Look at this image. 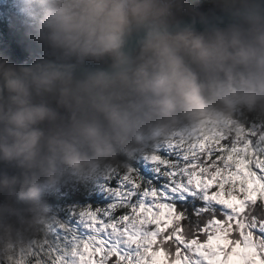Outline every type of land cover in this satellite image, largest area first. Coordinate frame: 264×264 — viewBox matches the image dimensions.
Listing matches in <instances>:
<instances>
[{"label": "clouds", "instance_id": "1", "mask_svg": "<svg viewBox=\"0 0 264 264\" xmlns=\"http://www.w3.org/2000/svg\"><path fill=\"white\" fill-rule=\"evenodd\" d=\"M31 62L0 54V264L46 197L157 145L264 129V0H11Z\"/></svg>", "mask_w": 264, "mask_h": 264}, {"label": "snow or ice", "instance_id": "2", "mask_svg": "<svg viewBox=\"0 0 264 264\" xmlns=\"http://www.w3.org/2000/svg\"><path fill=\"white\" fill-rule=\"evenodd\" d=\"M257 137H262L260 143L264 144V129L248 134L252 148L259 147ZM239 152L231 136L212 143L197 136L157 145L130 162L114 166L97 179L108 203L75 210L88 222L86 234L57 221L63 232L60 239L31 241L15 264H148L144 250L153 246V240L175 239L170 237L172 228L161 229L160 216L165 210L191 216L210 205L216 209L217 222L232 217L219 197L221 191L227 194L229 185L242 184L247 178L241 169L249 159ZM251 163L257 171L249 169L248 176L264 183V159ZM213 199L217 202L212 203ZM117 209H123L122 214L116 215ZM199 224L203 231L197 233L199 239L193 238L194 245L205 243L210 235L206 222ZM248 231L251 238L241 240L246 249L243 264H264V220L250 225ZM177 247L189 251L184 243L177 242ZM97 254L99 258L94 259ZM192 256L193 264H205L200 255L193 252Z\"/></svg>", "mask_w": 264, "mask_h": 264}, {"label": "trees", "instance_id": "3", "mask_svg": "<svg viewBox=\"0 0 264 264\" xmlns=\"http://www.w3.org/2000/svg\"><path fill=\"white\" fill-rule=\"evenodd\" d=\"M10 4L11 0H0V39L5 40L7 42L6 45L9 44L11 46L12 49L10 51L15 57L12 62H29L32 59V51L35 45L24 34L23 28L12 16ZM6 45L1 46L0 51L7 48ZM262 157H264V154H262ZM96 183V181L81 183L69 180L50 193L46 197V206L49 209L50 227L52 229L48 228L43 232L29 233V239L40 242L58 240L59 234L53 231L57 227V221L66 222L67 224L73 223L78 216L76 209L84 206L102 207L108 203L106 195L100 192L98 183ZM247 205L244 208V214L240 217L238 216V220L237 217L234 218V215H232L231 218H226L219 222L214 219L217 214L216 209L210 205L201 208L195 215L191 216L175 212L173 222L168 227L173 229L170 237H175V239L171 240V242L168 239L156 241L155 249H161L164 258H169L170 262L168 264H172V262L179 264L178 262L181 260L184 261L183 264H193L194 257L192 253L195 252L197 255L199 253L196 245L202 247L205 243H208V238L218 230L216 223H219L222 233L226 237V244H229V253L226 257L231 254L233 256L237 254L242 256L246 249L242 245L241 240L245 237L250 239L252 236V233L248 231L249 226L254 225L258 220H264V198L260 197ZM122 212L123 209L118 210L119 215ZM201 220L206 222V227L210 229V235L206 238L205 243L201 241L202 244L192 246L194 244L193 238L199 239L197 233L203 231L199 224ZM177 242L184 243L189 251L184 252L183 249L178 248ZM256 260L258 261L259 257H256Z\"/></svg>", "mask_w": 264, "mask_h": 264}, {"label": "rangeland", "instance_id": "4", "mask_svg": "<svg viewBox=\"0 0 264 264\" xmlns=\"http://www.w3.org/2000/svg\"><path fill=\"white\" fill-rule=\"evenodd\" d=\"M6 43L7 42L5 40L0 39V47L4 46V44L6 45ZM6 46L7 48H5L3 51H0V54L8 55L10 60L12 61L15 59L14 55L10 51L12 48L9 44ZM250 132L251 131H247V132L240 131L237 132L235 135L231 136L233 140L236 142L237 146L240 148L239 155L242 158L246 156L249 159L247 166L241 169V171L245 173V176L247 178L243 181L242 184H237L235 186L229 185L227 194H225L224 191H221L219 197V201L223 202L225 206L231 210L232 214L234 215V218L237 217V220L240 216L244 214L245 212L244 208L248 206L247 204L256 201L260 197L264 198V183H262L258 179L249 177L247 173L249 169H251L253 172L257 171L256 168L253 167L251 163L253 159H264V157H262V154H264V144L260 143L262 137H257V144L259 147L252 148L249 140L247 139L248 134ZM200 137L203 138V140L212 143V142H218L222 138L226 139L227 137H229V135L221 130L213 129L211 131L202 133ZM259 175L260 173L257 172V177ZM100 192L105 194L106 198L108 199L106 193L102 192L101 190ZM212 202L215 203L217 201L213 199ZM84 207H88V206H84ZM118 210L121 209L116 210L115 213L116 215H119ZM174 217H175V209L173 210V212H168V213H166L165 210V212L162 213L160 216V220L162 222L161 229L166 230L173 222ZM60 223L67 224L66 222H62V221H60ZM68 225L72 228H75L81 235H84L89 231L88 222L82 220L79 214L76 217L75 221ZM216 226L218 227V230L214 235L208 238V243H205L202 247L200 245H196L197 251L199 252L198 255H200L203 258L205 264H243V258L239 254L235 256L231 254L229 257H226V255L229 253V248H228L229 244L228 245L226 244L227 240L226 237L224 236V233H222L221 225L219 223H216ZM53 231L56 234H59L58 236L63 235L62 230L59 229L58 226L55 227ZM155 243L156 240H153L152 241L153 246H150L144 250L148 264H168V262H170L168 260L169 258L167 259L164 258L161 249H155ZM193 245L194 244H192V246ZM99 255L100 254H97V257H95L94 259H98ZM183 262L184 261L181 260L178 263L183 264ZM173 263L174 262H172V264Z\"/></svg>", "mask_w": 264, "mask_h": 264}, {"label": "water", "instance_id": "5", "mask_svg": "<svg viewBox=\"0 0 264 264\" xmlns=\"http://www.w3.org/2000/svg\"><path fill=\"white\" fill-rule=\"evenodd\" d=\"M29 62H31V61H29Z\"/></svg>", "mask_w": 264, "mask_h": 264}]
</instances>
